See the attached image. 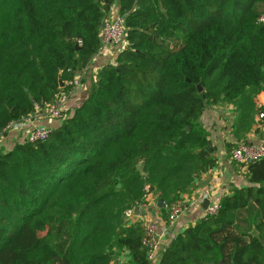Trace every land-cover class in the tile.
Returning <instances> with one entry per match:
<instances>
[{
  "label": "trees",
  "instance_id": "obj_1",
  "mask_svg": "<svg viewBox=\"0 0 264 264\" xmlns=\"http://www.w3.org/2000/svg\"><path fill=\"white\" fill-rule=\"evenodd\" d=\"M114 2L126 43L85 99L46 139L0 147V264H121L122 249L123 264H149L124 210L150 191L175 200L216 165L206 107L231 104L236 137L264 111V0H0L2 135L53 98L59 72L87 66ZM235 167L251 184L162 244L158 264H264V157Z\"/></svg>",
  "mask_w": 264,
  "mask_h": 264
},
{
  "label": "crops",
  "instance_id": "obj_2",
  "mask_svg": "<svg viewBox=\"0 0 264 264\" xmlns=\"http://www.w3.org/2000/svg\"><path fill=\"white\" fill-rule=\"evenodd\" d=\"M116 14H119V10L117 2H114L107 17H112ZM117 51L118 49L114 44H108L104 49L93 55L86 66L81 85L77 87L74 94L68 98L65 111L72 110L85 99L87 96L88 84L92 77H94L95 72L104 63L114 61ZM257 100L259 104L264 106V93H259ZM255 118L257 121L254 123L251 130L246 132L244 136L236 137L233 134V124L235 118L231 104L209 105L202 112L200 121L209 133L207 139L212 147L211 151H213L217 158L216 165L208 171L211 173V178L203 187H213L216 196H220L222 193L228 192L230 186L233 184L237 186L251 184L245 173H239L236 171L235 163L230 157V149L232 148L230 143L237 141V138L246 139L248 141L264 142V118L259 117L258 114L255 115ZM12 122L17 123L16 125L9 127L6 130V133L0 137V147L4 149L11 148L16 141L25 140L27 130L33 126L47 125L53 128L59 125L60 119L48 117L46 115H32L30 117L23 118L22 120H15ZM206 174L204 176H206ZM199 190H201L200 186L192 189L191 191L180 194L179 198L184 201L187 206L185 210L182 211L171 223H168L166 220L165 210L162 206H158L157 204V194L155 192H149L148 207L150 210H147L146 214L136 216L134 220H138L143 217L150 218L156 223L159 230L167 226V231L161 236L162 244L165 245L171 237L201 216V202L203 199L200 200L196 196L197 191ZM117 259L121 264L127 262L129 259L127 249H122L117 255ZM158 261L159 258L150 264H158Z\"/></svg>",
  "mask_w": 264,
  "mask_h": 264
},
{
  "label": "built area",
  "instance_id": "obj_3",
  "mask_svg": "<svg viewBox=\"0 0 264 264\" xmlns=\"http://www.w3.org/2000/svg\"><path fill=\"white\" fill-rule=\"evenodd\" d=\"M259 19H264L260 16ZM126 43V29L124 25V17L119 13L112 17H106L104 26L100 31V46L97 50L100 51L108 44H114L119 50ZM86 66L77 72L73 77L66 81L65 87L55 92L53 98L45 103L43 106L36 105V112L33 115H46L48 117L60 119L63 111L66 110V104L68 98L74 94L77 87H79L83 81ZM259 117L264 118V111L260 112ZM30 117V116H28ZM17 122L10 121L3 129L7 130L12 125H16ZM51 131L50 126L36 125L27 130L25 139L29 142H36L44 140L48 137ZM2 133L0 132V137ZM230 157L234 161L235 165L240 171H243L245 164L253 159L264 157V142L263 141H240L230 149ZM201 190L197 191L196 196L202 200L204 198L209 199L207 207L202 210V214H214L218 211L220 203L219 196L215 195L213 187H200ZM151 192V191H150ZM146 193L145 198L127 207L123 212V219L129 223L134 220L140 213L134 212V206L148 208L149 197ZM187 204L179 197L175 200H162V208L166 213V220L168 223L174 221L179 214L185 210ZM140 218V217H139ZM143 229L142 243L146 249V257L149 264L160 257L162 249L161 236L167 231V226L159 230L156 223L150 218L143 217L138 219Z\"/></svg>",
  "mask_w": 264,
  "mask_h": 264
},
{
  "label": "water",
  "instance_id": "obj_4",
  "mask_svg": "<svg viewBox=\"0 0 264 264\" xmlns=\"http://www.w3.org/2000/svg\"><path fill=\"white\" fill-rule=\"evenodd\" d=\"M104 23H105V17L101 21V27L104 26ZM58 81H59V86L62 88L64 86V82L65 81L61 77V73L60 72H59V75H58ZM197 86H198V90H201L202 89L200 84H198ZM206 148L209 151L212 150V147L210 146V143L209 142L206 144ZM210 178H211V173L208 172L206 174V176H204L203 178H201L199 180L198 186H200V187L201 186H204L206 183H208V181L210 180ZM208 203H209V199L208 198H204L202 200V202H201L202 210H204L207 207ZM157 204H158V206H162V197L158 196V198H157ZM147 210H150V208L148 207L147 209H145L143 207L134 206V212L135 213L146 214L147 213ZM255 232H256V230L253 229L252 230V233H255Z\"/></svg>",
  "mask_w": 264,
  "mask_h": 264
},
{
  "label": "rangeland",
  "instance_id": "obj_5",
  "mask_svg": "<svg viewBox=\"0 0 264 264\" xmlns=\"http://www.w3.org/2000/svg\"><path fill=\"white\" fill-rule=\"evenodd\" d=\"M117 48V47H116ZM65 82H64V87H65V84H66V81L68 80V79H63ZM63 87V88H64ZM62 89V88H61ZM72 96V95H71ZM50 128H52V127H50Z\"/></svg>",
  "mask_w": 264,
  "mask_h": 264
}]
</instances>
